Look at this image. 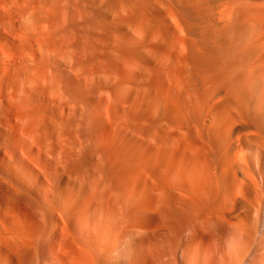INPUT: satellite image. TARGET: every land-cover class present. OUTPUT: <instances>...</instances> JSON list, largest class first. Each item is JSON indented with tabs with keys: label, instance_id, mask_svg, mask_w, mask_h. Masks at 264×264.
I'll return each mask as SVG.
<instances>
[{
	"label": "bare ground",
	"instance_id": "bare-ground-1",
	"mask_svg": "<svg viewBox=\"0 0 264 264\" xmlns=\"http://www.w3.org/2000/svg\"><path fill=\"white\" fill-rule=\"evenodd\" d=\"M0 264H264V0H0Z\"/></svg>",
	"mask_w": 264,
	"mask_h": 264
}]
</instances>
